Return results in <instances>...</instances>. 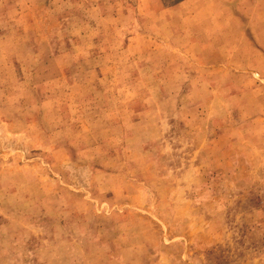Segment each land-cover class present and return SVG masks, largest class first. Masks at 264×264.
Returning <instances> with one entry per match:
<instances>
[{
	"label": "rangeland",
	"instance_id": "obj_1",
	"mask_svg": "<svg viewBox=\"0 0 264 264\" xmlns=\"http://www.w3.org/2000/svg\"><path fill=\"white\" fill-rule=\"evenodd\" d=\"M0 264H264V0H0Z\"/></svg>",
	"mask_w": 264,
	"mask_h": 264
},
{
	"label": "crops",
	"instance_id": "obj_2",
	"mask_svg": "<svg viewBox=\"0 0 264 264\" xmlns=\"http://www.w3.org/2000/svg\"><path fill=\"white\" fill-rule=\"evenodd\" d=\"M216 3H218V6H219V4L222 6V9L223 8H225V7H227L228 5H232L233 4V2H234V5H236L237 4V1L238 0H234V1H232V0H214ZM188 2V1H187ZM186 2V3H187ZM232 2V3H231ZM186 3H184V4H186ZM231 18H232V14H230V13H226V12H220V13H218L217 14V17H216V19L218 20V21H227V20H231ZM211 19V18H210Z\"/></svg>",
	"mask_w": 264,
	"mask_h": 264
},
{
	"label": "trees",
	"instance_id": "obj_3",
	"mask_svg": "<svg viewBox=\"0 0 264 264\" xmlns=\"http://www.w3.org/2000/svg\"><path fill=\"white\" fill-rule=\"evenodd\" d=\"M180 2V1H179Z\"/></svg>",
	"mask_w": 264,
	"mask_h": 264
}]
</instances>
